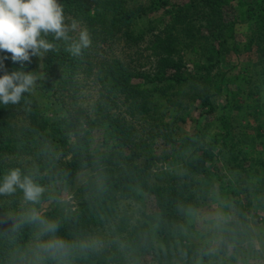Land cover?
Masks as SVG:
<instances>
[{
  "label": "trees",
  "instance_id": "16d2710c",
  "mask_svg": "<svg viewBox=\"0 0 264 264\" xmlns=\"http://www.w3.org/2000/svg\"><path fill=\"white\" fill-rule=\"evenodd\" d=\"M59 2L66 23L81 21L91 44L73 56L64 41L48 36L55 47L44 55L38 87L45 104L31 92L18 104H0V180L18 168L45 188L37 204L25 202L19 189L0 195V264H250L239 261L241 227L252 204L262 207L264 158L250 160L231 124L209 137L202 125L217 113L215 97L230 82L237 89L225 92L230 100L253 82L248 65L235 63L242 48L254 53L258 67L248 94L264 96V0ZM242 25L249 32L239 38ZM121 42L136 60L93 56ZM142 56L147 64L141 66ZM40 59L14 62L0 52V76L35 75ZM89 81L97 93L92 101L85 95ZM257 137L264 144V136ZM225 150L236 160L230 180L215 171ZM85 172L89 177L76 181ZM212 174L227 194V216L217 237L198 240L191 214L211 195ZM67 186L74 203L49 204L54 191ZM249 190L263 198L252 202ZM123 201L138 204L141 216L121 211ZM32 209L54 222L55 232L44 233L39 221L28 219ZM52 238L69 245L66 253L38 248Z\"/></svg>",
  "mask_w": 264,
  "mask_h": 264
},
{
  "label": "rangeland",
  "instance_id": "374dc122",
  "mask_svg": "<svg viewBox=\"0 0 264 264\" xmlns=\"http://www.w3.org/2000/svg\"><path fill=\"white\" fill-rule=\"evenodd\" d=\"M78 22L77 32L84 30L85 25L81 21ZM249 32V29L247 26H238V36L239 38H243L247 36ZM93 44V43H92ZM106 47V46H105ZM104 47V48H105ZM134 50L131 48H127L123 42L121 43H114L111 48L106 47L103 49L102 47L96 51H94L93 56L96 58L97 56H120V58L125 59L126 61L130 62L131 58L133 57L134 60L138 58V55L133 54ZM242 59L236 60L235 63L241 62L243 60V65H248L245 67V69L251 71V75H253L251 81L252 83H245L246 85V91L244 94L237 93L233 97L226 98V93L230 88L232 89V93H236V82H230L229 85L226 87V91L224 93H221V95H217L216 98V104L218 105V111L217 113L210 119V121L207 123H204L202 127L205 128L206 134L209 137L214 132H218L223 130L222 125L225 123L231 124L234 128V132L236 134L242 135V143H238L237 146H241L243 149L249 152L250 160L256 159L258 157L264 158V144H261L260 141H258L257 135L261 133L264 136V109L260 107V105L264 102V96L259 98L260 94L256 95H250L248 94L250 89L253 87V83H258L257 81V70L258 67L254 63V53L245 51L243 48L240 51ZM251 53L249 56L247 54ZM131 55V56H130ZM44 56L40 59V65L37 73L34 75L36 77V83L34 88L31 91V94L38 98L41 103L46 102V99L42 98L40 92H39V84L43 76V62ZM140 65H146V58L145 56H142V59L140 60ZM189 68H193L192 63H188ZM244 68V67H243ZM241 69V65L239 63L238 68L233 69V73H237ZM249 81V82H251ZM87 101L95 100L94 98L97 96V93L95 89L92 86V81L87 83ZM243 95V96H242ZM224 110L225 112H222ZM226 113V119L222 122L220 120V117L222 118V114ZM250 113H253L250 115ZM190 122V121H189ZM138 124V123H137ZM139 125V124H138ZM182 127H185L187 130L189 129V123H181ZM257 137V138H256ZM237 142V139L234 140ZM97 142L96 137H94V143ZM161 147L157 149V152L161 151ZM231 153L230 151H223L219 155L217 154V157L215 159V171H219L220 174H224V178L226 180H230L233 178V173L235 170L232 169V167L235 165L236 160H231ZM175 161V165L177 163V156L173 158ZM168 163V162H167ZM162 163H158L155 166L156 169H160L162 167ZM229 173L232 174L229 175ZM90 173L85 172L80 174L76 181H85L89 177ZM213 177L211 180V196L209 195V198H207L204 202L201 198L199 199L200 205L198 208L192 212L191 216L192 219H194L195 226L193 227V236L195 239L203 240L207 238V236L210 235L218 236L221 229L223 227H218L219 222L222 220H225L227 216V211L225 209V203H226V196L227 194H224L223 191H221V186L219 184V180L216 178L214 174H212ZM223 178V179H224ZM204 184H208L209 182L206 181L204 178ZM71 186H67L66 188L62 190H56L53 194V200L50 201L51 203H61V204H69L74 203V197L73 194L70 191ZM252 189H255L253 186ZM250 193V190H249ZM246 195V192L241 193V197H244ZM249 198L252 200V202H257L260 198H263L262 194L258 193V190L252 191L250 193ZM244 203H247V200L244 199ZM262 207L259 206L256 208L255 204H252L253 210L250 212L246 210L245 218L243 222V227H241L243 236L242 239L244 240L240 246V262L243 259H249L250 264H263L264 263V253H263V247H264V199L262 200ZM120 210L121 211H127L130 215H134L135 218H139L141 216L142 211H140V206L134 202H128L123 201L120 204ZM256 213H258V216H256ZM132 221H135V220ZM107 231V230H106Z\"/></svg>",
  "mask_w": 264,
  "mask_h": 264
},
{
  "label": "clouds",
  "instance_id": "9594fccd",
  "mask_svg": "<svg viewBox=\"0 0 264 264\" xmlns=\"http://www.w3.org/2000/svg\"><path fill=\"white\" fill-rule=\"evenodd\" d=\"M77 27L76 20L66 23L59 0H0V52L11 53L14 62H30L32 57H42L53 50L55 45L47 39L48 36L55 41H64L68 45L66 51L79 56L83 48L90 46L91 38L84 29L79 31L77 39H73L69 33L76 31ZM35 83L36 77L31 73H5L0 76V104H18L25 93L32 91ZM17 189L23 192L24 201L31 204L39 203L45 191L31 175H22L18 168L9 170L0 180V195H12ZM28 219L39 221L44 233H53L57 228L54 222L43 220L35 209L31 210ZM68 247L59 238L38 245L53 256L66 253Z\"/></svg>",
  "mask_w": 264,
  "mask_h": 264
}]
</instances>
